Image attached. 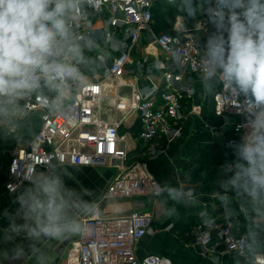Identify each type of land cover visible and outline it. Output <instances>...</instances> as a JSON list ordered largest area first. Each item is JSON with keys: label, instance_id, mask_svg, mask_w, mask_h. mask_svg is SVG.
Segmentation results:
<instances>
[{"label": "clouds", "instance_id": "9594fccd", "mask_svg": "<svg viewBox=\"0 0 264 264\" xmlns=\"http://www.w3.org/2000/svg\"><path fill=\"white\" fill-rule=\"evenodd\" d=\"M84 6L85 0H0V122L18 115L21 101L37 95L49 113L74 119L68 104L89 83L93 60L85 53L96 47L76 31ZM176 6L183 18L206 16L214 29L199 61L202 94L213 95L222 85L248 107L246 132L230 145L234 159L218 171L223 190L218 201L227 215L235 195L252 202L256 216H264V0H179ZM64 176L51 162L28 177V185L15 195V213H0L9 222L5 240L23 234L27 251L33 252L44 240L85 231L78 215H98V206L84 199L86 190L66 186ZM191 180L189 170L184 184H156L153 194L165 197L168 217L178 216V205L189 207L195 201L194 190L185 186ZM204 225L212 227L208 221ZM258 242L259 234L250 238V250ZM25 253L17 246L13 258L23 260ZM37 264H53V258L42 253ZM257 264H264V256H257Z\"/></svg>", "mask_w": 264, "mask_h": 264}, {"label": "built area", "instance_id": "2783aa9c", "mask_svg": "<svg viewBox=\"0 0 264 264\" xmlns=\"http://www.w3.org/2000/svg\"><path fill=\"white\" fill-rule=\"evenodd\" d=\"M178 0H85L84 10L78 13L76 31L85 38L94 32L90 13L99 16L102 23L100 37L104 45L116 41L117 55L106 69L104 79L89 82L75 92L68 104V112L74 119L49 113L37 95L21 101L23 110L12 119L24 118L33 111L40 112V127L25 146L15 145L10 152L6 170L5 190L9 193L24 183L40 167L48 163L76 166H104L115 162L116 173L107 183L101 198L94 203L99 214L81 218L86 226L67 253V264H172L167 257L147 254L138 258L136 244L153 232L152 214L133 211L126 215L107 216L100 211L103 200L155 196L153 189L159 184L148 171L141 156H155L161 145L159 136L167 139L178 134L188 113L183 101L192 97L193 84L184 80V74H200L199 61L203 44L210 32L207 17L199 15L194 22L177 17L171 32H159L152 36L153 43L164 57L162 83L131 92L126 102L117 96L115 106L124 110H137L141 122L138 139L144 147L140 155L130 156L127 140L119 131V122H108L100 115L103 85L124 74L131 63V50L140 42L142 32H150L153 24V6L158 2L174 4ZM118 91L120 86L117 87ZM213 113L225 118L233 114L239 120L232 127L233 136L227 145L238 143L246 132L245 117L248 107L243 97L231 95L222 85L212 96ZM12 119L0 122V130L16 138ZM204 221L212 225L205 227ZM190 235L193 242L205 247L217 237L223 253L234 252L242 264H257V256L264 252L251 251L245 235L235 228L234 220L218 219L206 211L199 213Z\"/></svg>", "mask_w": 264, "mask_h": 264}, {"label": "crops", "instance_id": "0c3cea01", "mask_svg": "<svg viewBox=\"0 0 264 264\" xmlns=\"http://www.w3.org/2000/svg\"><path fill=\"white\" fill-rule=\"evenodd\" d=\"M163 5L165 3L158 2L153 6V19L154 13ZM177 17L182 15L179 13L175 19ZM90 18L95 29L92 37L89 38L95 41L96 47L86 51L85 54L93 60V71L89 73V82H98L104 79L106 69L117 55L118 42L104 45L100 37L102 23L99 16L91 12ZM198 18L199 15L196 20ZM183 19L188 22L196 21ZM213 30L210 26V32ZM155 34L157 33L153 20L150 32H142L140 42L133 46L131 63L126 67V72L118 82L110 79L109 84L106 82L103 85L99 115L108 122L120 123L119 131L127 140L130 156L133 159L140 155L144 147L137 137L141 129L139 112L117 108L115 99L117 96H123L120 100L122 103L126 102L131 92L136 89L148 88L153 83H162L163 68L160 63L164 62L165 56L153 43L152 36ZM186 79L193 84L194 93L191 98L183 101L188 115L183 120L178 134L170 139L159 136L156 142L161 145L160 151L155 156H141V160L145 162L148 171L161 186L184 184V173L191 170V183L185 186L194 190L195 201L189 207L178 205L179 214L173 217H168L165 213L168 208L165 197L157 196L103 200L99 204L100 211L107 216L126 215L133 211L152 214V225L155 230L136 244L135 254L138 258L147 254H158L169 258L172 264H242L241 258L236 253L222 252L217 237L205 247H201L193 242L190 235L199 213L206 211L208 215L216 216L220 220L233 219L235 228L246 236L248 242L250 238L259 234V242L251 251L264 252V216L254 214L253 203L229 193L233 195V203L231 212L226 215L218 201V195L223 191L218 183L219 168L234 157L230 160L229 156L214 155V150L220 146L231 147L226 141L233 136L232 127L239 118L233 114L221 118L213 113V95L202 94L200 74H184V80ZM12 124L16 130V145H27L40 127V112L33 111L24 118L12 119ZM219 160L223 163H219ZM114 165L113 161L111 164L97 167L70 164H62L58 167L65 174L66 186L78 192L86 190L88 195H85L84 199L96 203L100 200L107 183L116 173ZM44 168L40 167L36 171H43ZM27 185L28 183L21 184L12 193L4 188L0 193V213L5 209L15 213L19 207L14 203L15 195ZM85 216L87 215H78V219L81 220ZM8 226V220L0 215V264H37L40 255L45 252L53 258V264H67V253L80 235H72L62 240H44L35 246V251L28 252L29 241L23 234L14 236L11 240L4 239L3 232ZM17 246L24 247L26 251L23 260L13 258V249Z\"/></svg>", "mask_w": 264, "mask_h": 264}, {"label": "trees", "instance_id": "16d2710c", "mask_svg": "<svg viewBox=\"0 0 264 264\" xmlns=\"http://www.w3.org/2000/svg\"><path fill=\"white\" fill-rule=\"evenodd\" d=\"M162 7L167 8L170 10V8L176 7V10L178 11V8L176 6V3L174 4H165ZM165 17V15H163ZM167 17L162 18L160 21L155 20L154 18V24L155 29L160 28L159 32H171V26L167 25L168 22L166 20ZM162 29V30H161ZM158 32V33H159ZM17 144V140L12 135H7L3 130H0V193L5 188V174L6 170L10 161V150ZM214 155H219L220 157L229 156L230 160L232 157H234L233 149L230 148H223V147H216L214 150ZM217 160V159H216ZM219 163H223V161L219 160Z\"/></svg>", "mask_w": 264, "mask_h": 264}, {"label": "rangeland", "instance_id": "374dc122", "mask_svg": "<svg viewBox=\"0 0 264 264\" xmlns=\"http://www.w3.org/2000/svg\"><path fill=\"white\" fill-rule=\"evenodd\" d=\"M178 4H179V0L176 2V5H178ZM178 14H179V11L176 10V7L170 8V10L167 8H164V7H160L159 10L154 13V18H155V20L160 21L162 18L167 17L166 18V20L168 22L167 25L171 26V24L175 20V16ZM163 15H165V17H163ZM159 31H160V28H158V26H157L156 33H158ZM125 72H126V69H125ZM23 146H25V145H23ZM11 150H10V152H11ZM98 171L100 172L101 170H98ZM71 186H72V183H71Z\"/></svg>", "mask_w": 264, "mask_h": 264}]
</instances>
